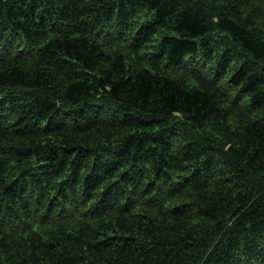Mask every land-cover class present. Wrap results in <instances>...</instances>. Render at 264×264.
<instances>
[{"label": "trees", "instance_id": "obj_1", "mask_svg": "<svg viewBox=\"0 0 264 264\" xmlns=\"http://www.w3.org/2000/svg\"><path fill=\"white\" fill-rule=\"evenodd\" d=\"M0 264H264V0H0Z\"/></svg>", "mask_w": 264, "mask_h": 264}]
</instances>
